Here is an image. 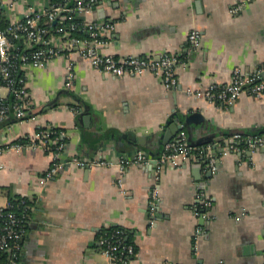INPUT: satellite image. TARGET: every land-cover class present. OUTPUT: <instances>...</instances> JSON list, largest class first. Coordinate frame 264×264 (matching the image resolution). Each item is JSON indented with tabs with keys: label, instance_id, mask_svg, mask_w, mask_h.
I'll return each mask as SVG.
<instances>
[{
	"label": "crops",
	"instance_id": "crops-1",
	"mask_svg": "<svg viewBox=\"0 0 264 264\" xmlns=\"http://www.w3.org/2000/svg\"><path fill=\"white\" fill-rule=\"evenodd\" d=\"M3 1L9 19L42 2ZM237 1L99 0L86 14L115 21L104 47L108 53L179 55L176 86L166 87L152 72L103 73L77 54L71 88L64 84L68 57L29 67L33 105L26 118L11 112L0 123V145L32 141L35 131L53 127L65 147L60 170L45 183L40 179L53 165V151L7 148L0 155V202L8 203L9 191L32 204L17 264H110L98 238L111 226L123 227L135 244L132 264H264V146L235 147L220 132L264 127V97L245 92L233 105L221 106L186 92L230 81L237 65L246 72L264 66V0L248 1L232 14ZM193 28L202 36L198 49L188 40ZM0 93L11 100L6 87ZM170 120L188 123L190 142L214 160L211 176L195 157L167 165L158 179L153 161L121 167V159L139 149L153 157ZM130 131L145 137L146 145L127 137ZM73 156L108 163L78 166ZM203 195L211 200L201 209L204 219L194 208Z\"/></svg>",
	"mask_w": 264,
	"mask_h": 264
},
{
	"label": "built area",
	"instance_id": "built-area-1",
	"mask_svg": "<svg viewBox=\"0 0 264 264\" xmlns=\"http://www.w3.org/2000/svg\"><path fill=\"white\" fill-rule=\"evenodd\" d=\"M41 5H29L23 17L9 19L6 27L1 26L4 1L0 0V87L4 86L11 94V100L0 93V123L7 120L11 112L15 117L24 119L28 109L33 105L31 93L27 87V70L29 67H44L58 56H66L69 62L66 66L65 87L71 88L76 76L73 54L80 55L88 61L91 68L113 76L126 74L142 75L152 72L158 75L166 87L178 84L177 65L182 58L174 53L163 51L158 57L150 54L133 53L116 56L105 51L109 33L115 29L113 19L91 20L86 14L93 10L99 0H41ZM251 0H239L230 7L232 14L239 13L245 4ZM56 21V22H55ZM192 49L201 46L202 36L198 29L193 28L188 34ZM189 95L202 97L221 106L233 105L243 93L248 92L254 97H264V66L257 70L246 72L237 65L230 81L213 82L206 89L187 87ZM232 146L244 143L252 151L264 146V132H235L226 136ZM24 147L51 150L54 161L51 168L40 179L57 175L62 166L59 159L65 143L60 141L53 127L41 128L34 132L32 141L18 139L10 145H0V155L7 148L21 149ZM205 148L192 144L185 128H181L164 146L158 158L149 157L139 149L132 158L123 157L119 163L124 165L131 161L151 162L155 159L154 173L159 178L163 169L171 164L178 166L192 157L203 163L207 169L214 168V160L207 158ZM208 159V162H204ZM71 161L78 166L107 164L105 159H87L73 156ZM5 164L0 161V169ZM153 191L154 198L158 195V183ZM195 205L197 214L204 213L199 206L211 205V200L204 195L199 197ZM27 205L20 214L12 208L10 202L6 205L0 202V255H8L7 264H17L20 258L21 241L26 233ZM98 243L110 260V264H132L135 257V244L127 242L125 230L115 228L112 232L102 234ZM0 264L3 262L0 261Z\"/></svg>",
	"mask_w": 264,
	"mask_h": 264
},
{
	"label": "trees",
	"instance_id": "trees-1",
	"mask_svg": "<svg viewBox=\"0 0 264 264\" xmlns=\"http://www.w3.org/2000/svg\"><path fill=\"white\" fill-rule=\"evenodd\" d=\"M8 23H9L8 18H6L5 16H3V17L1 18V26H2V27H6V25H7ZM1 124H2V122H1ZM220 132H221V134H223L224 136H227V135L233 134V133H235V132H241V133H243V134H245V133H260V132H264V127L259 128V129H255V130H253V128H249L247 131H246V130H244V131H238V130H236V129H223V130H221ZM241 144H244V143H241ZM7 193H8V198H9V199H8V200H9L8 202L11 203L12 208H13L15 211H17L18 213L22 214V213H24V211H25V209H26V206L29 205L30 208L27 209V214H29V212L31 211V206H32L31 201H30L29 199H27V198H25V197H21V196H16V195L14 196V195H12L9 191H8ZM198 208H199V210L201 211V209H202V208H205V207H201V206H199ZM115 228H122V229H124V228L121 227V226H111V227L107 228L102 234L110 233V232H112ZM102 234H101V235H102ZM101 235H100V236H101ZM125 235H126L127 242L130 243L131 241L129 240V238H128V236H127L128 234H127L126 230H125ZM6 256H7L6 253H3V254L0 255V261L3 262V264H7V263H8V259L6 258Z\"/></svg>",
	"mask_w": 264,
	"mask_h": 264
},
{
	"label": "water",
	"instance_id": "water-1",
	"mask_svg": "<svg viewBox=\"0 0 264 264\" xmlns=\"http://www.w3.org/2000/svg\"><path fill=\"white\" fill-rule=\"evenodd\" d=\"M56 22V21H55ZM75 96V95H74ZM75 98H77V96H75ZM79 100H81V99H79ZM78 100V101H79ZM81 102H82V100H81ZM84 103V102H83ZM86 111H87V113L89 114L90 112V108H86ZM12 115V114H11ZM175 114L173 113V115L172 116H174ZM192 116H194V115H192ZM196 118H197V120L198 121H200V120H202L203 119V117H202V115H200V114H198L197 116H195ZM88 118H85V120H87ZM184 124L182 125V124H177V123H175V122H173V121H169L168 122V128H166L165 129V131H164V133L162 134V136L160 137V139H159V144L161 145V148H160V150L155 154H153V157L156 159V158H158V157H160V155H161V153H162V151H163V149H164V146H165V144L167 143V142H169L172 138H173V136H174V134L176 135L177 134V132L181 129V128H189V125H188V123L187 122H185V120H184V122H183ZM253 130H255V129H253ZM127 137H129L134 143H139V144H142V145H146V140H145V137H138V136H136L133 132H128L127 134ZM155 160H153V162H154ZM208 162V159L204 162V164H206ZM202 166H203V164H202ZM207 175L208 176H211L212 175V169H208V171H207ZM202 219H204L203 218V215H202Z\"/></svg>",
	"mask_w": 264,
	"mask_h": 264
}]
</instances>
